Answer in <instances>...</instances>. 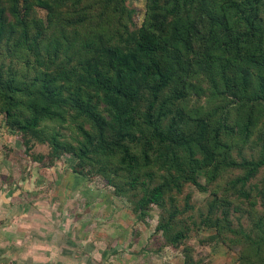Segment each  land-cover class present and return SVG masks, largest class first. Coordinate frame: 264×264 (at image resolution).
I'll use <instances>...</instances> for the list:
<instances>
[{
  "label": "rangeland",
  "instance_id": "rangeland-1",
  "mask_svg": "<svg viewBox=\"0 0 264 264\" xmlns=\"http://www.w3.org/2000/svg\"><path fill=\"white\" fill-rule=\"evenodd\" d=\"M17 1L16 7L19 17L24 18L23 22L12 14L9 6L12 0H3L5 15L9 23L14 24V33L0 40V63L6 66L11 62L17 64L20 77L27 72L26 59L31 64L32 74L37 69L48 67L54 73L59 69H68V73L60 78L63 82H74L96 92L83 81L87 75L84 67L88 60L80 57L79 50L84 48L97 22L103 20L97 18L104 10L102 1L84 0L79 6L64 7L53 15L39 3L49 0ZM119 1L120 4L114 7L118 11L123 9L125 15L123 19H120L121 14L105 19L102 27L98 28L104 35L111 36L114 30L122 29L126 24L131 30L143 25L148 0ZM181 3L180 17L184 21L179 28L181 32L193 33L190 47L184 49L190 71L186 84L188 94L184 100H172L166 123L183 125L182 128L190 134L200 117L208 118L210 129L221 130L223 140L232 146L233 158L237 162L244 158L258 160L262 148L258 133L248 136L244 127L251 114L257 118L264 117L261 107L264 95L256 91L248 95L243 85L227 88L219 77L213 75L215 71L222 74L226 65L218 64V69L214 65L212 69L214 62H211V55L208 57L205 53L210 45L230 48L238 42V38L232 35L231 39L225 37L217 43L214 36L222 34L213 30L211 15L215 14L216 7L212 0H181ZM261 11L264 16V6ZM232 15L238 18L235 11ZM24 22L29 29L27 36L22 32ZM248 35L244 34L250 42L246 47L258 50L257 55L264 52V26L248 28ZM226 73L229 78L239 75L238 69H227ZM45 97V94L39 93V105L47 101L53 104L64 114L65 122L47 120L36 131H23L0 113V198L58 197L63 203V227L79 228L82 243H99V249L107 250V264H264V166L249 183L253 187L251 200L240 197V186L234 184L235 180L243 177L244 169L231 166L215 179L212 173L206 175L203 172L199 180L206 187L205 191L189 182L181 194L168 198L165 207L153 204L137 210L129 194L126 196L109 183L110 179L114 180L110 173L98 171L93 164L82 163L64 147V143L77 145L76 140L85 138L79 127H84L95 136L97 130L93 123L67 96L49 100ZM151 99L149 90L143 88L141 98L132 107H138L145 113ZM142 125L140 128L150 134L152 129ZM104 133L108 139L113 138L110 130ZM137 134L142 136L139 130ZM193 147L197 151L195 157L202 158L199 144L194 143ZM174 149L165 147L162 153H172ZM180 153L188 171L189 152L182 150ZM162 163L160 161L156 165L157 170L164 167ZM163 173L167 175L165 170ZM58 182L61 184L58 185ZM214 201L218 206L212 214L210 207ZM223 203L228 205L229 220H220L218 224L225 208ZM174 211L179 212L170 218V213ZM97 264L104 263H100L99 258Z\"/></svg>",
  "mask_w": 264,
  "mask_h": 264
},
{
  "label": "trees",
  "instance_id": "trees-1",
  "mask_svg": "<svg viewBox=\"0 0 264 264\" xmlns=\"http://www.w3.org/2000/svg\"><path fill=\"white\" fill-rule=\"evenodd\" d=\"M83 1L49 0L39 3L53 15L64 7L79 6ZM101 1L104 10L97 18L103 20L97 22L95 30L87 37L84 48L79 50L80 57L88 60L84 67L87 75L83 81L96 92L88 91L74 82H63L60 78L68 73V69H59L54 73L48 67L44 70L37 69L32 74L31 64L26 59L24 63L28 62L27 72L20 77L17 64L11 62L6 66L1 62L0 113L23 131H36L47 120L52 123L65 122L64 114L53 104L47 101L39 105V93L45 94L47 100L67 96L93 123L97 132L93 136L84 127H79V132L85 138L76 140L77 145L66 141L69 143H64V147L73 152L82 163L93 164L98 171L110 173L114 180L110 179L109 183L126 196L129 194L137 210L153 204L165 207L168 198L173 194H181L185 184L189 182L205 191L206 187L199 180L203 172L206 175L212 173V178L215 179L231 166L244 169L245 174L235 180L234 184L240 186V197L251 200L253 187L249 183L264 166V117L257 118L251 114L244 127L248 136L258 133V141L262 146L260 158H244L241 162L233 158L232 146L223 140L221 130L210 129L208 118L200 117L195 130L190 134L182 128L183 125L166 123L169 114L167 110L172 100H184L188 94L186 84L190 71L187 69L184 49L190 47L193 33L181 32L179 28L184 21L180 17L183 7L181 0H148L146 16L139 29L131 30L126 24L122 29L114 30L111 36L104 35L98 28L111 17L121 14L120 19H123L125 14L123 9L118 11L114 7L120 4L119 0ZM212 1L216 7L215 14L211 15L213 30L224 35L214 36L217 43L225 37L231 39L232 35L233 38H238V42L230 48L220 45L206 48V55H211V62H214L212 69L214 65H217V69L218 64L226 65L222 74L217 71L212 74L215 78L219 77L227 88L243 85L248 95L254 91L264 95V52L257 55L258 50L247 48L250 42L244 36H249L248 28L258 29L264 26L261 11L264 0ZM17 4V0H12L9 6L16 19L23 22L24 18L19 17ZM232 11L237 13V19ZM5 14L6 8L3 0H0V40L7 34L14 33V24L11 21L9 23ZM22 32L23 35H28L26 22L22 25ZM227 69H238L239 75L229 78ZM143 88H147L152 96L145 113L139 111L138 107H132L141 98ZM261 107L264 109V105ZM255 108L262 110L260 107ZM141 124L152 129L150 134L140 128ZM107 129L113 133L112 139L105 136L104 131ZM138 130L142 133L141 137H138ZM194 143L199 144L203 151L202 158L195 157L197 151L193 147ZM165 147L175 149L172 153L163 154ZM182 150L189 152L188 171L182 161ZM171 156L168 161L167 158ZM160 161L164 167L157 170L156 165ZM223 204L225 208L221 213L222 217L218 218V224L220 220H229L228 205ZM217 206L214 201L210 207L212 214ZM178 212L170 213V218H174Z\"/></svg>",
  "mask_w": 264,
  "mask_h": 264
},
{
  "label": "crops",
  "instance_id": "crops-1",
  "mask_svg": "<svg viewBox=\"0 0 264 264\" xmlns=\"http://www.w3.org/2000/svg\"><path fill=\"white\" fill-rule=\"evenodd\" d=\"M62 206L56 196L1 197L0 260L18 264H97L100 258V263L107 264V250L99 249V243H82L79 228L63 227Z\"/></svg>",
  "mask_w": 264,
  "mask_h": 264
},
{
  "label": "built area",
  "instance_id": "built-area-1",
  "mask_svg": "<svg viewBox=\"0 0 264 264\" xmlns=\"http://www.w3.org/2000/svg\"><path fill=\"white\" fill-rule=\"evenodd\" d=\"M0 264H18V263L14 261H5V262H0Z\"/></svg>",
  "mask_w": 264,
  "mask_h": 264
}]
</instances>
